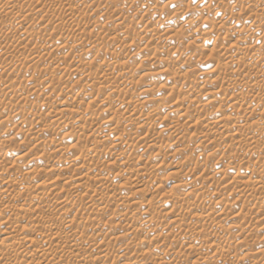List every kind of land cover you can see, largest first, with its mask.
<instances>
[{"label": "rangeland", "instance_id": "rangeland-1", "mask_svg": "<svg viewBox=\"0 0 264 264\" xmlns=\"http://www.w3.org/2000/svg\"><path fill=\"white\" fill-rule=\"evenodd\" d=\"M37 1L0 0V172L10 173L14 181L6 191L9 200L3 201L0 197L4 206L14 196L18 200L20 180L26 184L27 181L51 183L54 193L62 191L61 188L64 191L69 188L73 193L74 185L79 182L76 180L80 179L76 177L85 173L91 164H101L106 172L91 175L90 184L101 189L103 180L110 176L109 179L115 178V189H118L120 179L127 180L132 176L133 167L140 165L145 168L139 177L143 182L117 192L121 200L134 203L129 211L135 216V222L121 216L125 211L122 208L110 210V213L115 210V214L102 216L98 227V224L94 229L88 226L83 232L88 244L78 256L81 260H71V255L77 254L74 247L70 248L73 253L64 254L56 264H169L175 255L182 262L171 264H240L245 258H252L251 264H264V254L259 252L264 249V180L253 185L256 189L258 186L253 192L260 198L251 192L252 186L247 194L241 192L246 197L237 188L249 180L253 171L264 169V116L259 117L264 113V94L259 89L264 86V73L252 76L253 84L240 82L239 88L231 89L230 83L243 80L248 72L243 76L238 66L229 63L241 58L242 47L251 45L264 52V29L261 28L264 2L245 6L244 0H68L63 5L59 3L62 0ZM146 4L152 5L150 10L144 8ZM234 11L246 16L233 17ZM18 25L24 27L21 29ZM204 47L210 54H201ZM156 49L162 54H155ZM59 61L63 64L61 67ZM252 61L250 70L257 73L263 66L257 59ZM81 64L85 69L76 67ZM212 67L214 73L206 76ZM77 68L80 72H75ZM122 70L130 74L117 87L116 75ZM119 89L123 92L122 98L136 101L128 111L114 102ZM190 96L203 98V104L192 105ZM236 97H240L239 105L234 108L230 105ZM256 97L260 98L258 102L254 101ZM173 104L181 111L171 112ZM21 109L26 111L25 116L19 114ZM140 112L153 115L154 120L137 121ZM181 112L202 117L212 115V122L218 125L213 130L209 127L202 130L199 126L194 131L188 126L195 123L183 119ZM110 120L113 122L107 126ZM117 124L122 128L120 135L128 134V140L120 142L118 132L108 130ZM223 125L232 130L222 134L219 129ZM100 130L105 131L103 135ZM201 130L203 137L197 139ZM248 137L251 140H245ZM9 158L15 159L16 167L10 166ZM65 159L69 163L63 165ZM220 163L225 167H218ZM183 173H187L191 184L181 181ZM229 181L232 183L227 185ZM50 192L33 194L27 203L42 206V199L48 198ZM84 193L87 200L94 199L93 192ZM160 196L174 199L172 205L157 207L154 199ZM74 198L71 195L67 205L69 211L72 209L70 215L57 218L54 228L64 229L67 220L72 218L80 221V217H86L92 222L97 219L95 205L73 206ZM255 198L262 200L257 202ZM22 201L0 215V250L12 251L16 247L15 259L14 255L10 262L0 259V264H34L42 259L31 249L42 245L41 235H48L49 228L33 231L38 221L25 218L20 209ZM149 204L154 214L152 224L145 221L150 216L142 213ZM231 210L233 213L226 216ZM240 212L248 215L246 220L242 214L249 224L244 223L248 227L244 230ZM251 215L253 218L249 220ZM201 216L206 217L205 227L194 239L183 243L180 237L184 234L180 237L177 234L186 233V226L199 221ZM130 222L133 224L128 225ZM19 223L20 227L26 226L30 233L39 235V240L35 236L36 241L29 238L33 243L30 241L31 248L26 251L17 247L25 239L14 243L5 239V225ZM124 225L125 230L132 231L124 232ZM83 227L77 224L74 229L80 233ZM202 238L216 242L225 251L208 248L203 257L197 258L192 250L200 248ZM101 244L105 245L103 251H99Z\"/></svg>", "mask_w": 264, "mask_h": 264}, {"label": "bare ground", "instance_id": "bare-ground-1", "mask_svg": "<svg viewBox=\"0 0 264 264\" xmlns=\"http://www.w3.org/2000/svg\"><path fill=\"white\" fill-rule=\"evenodd\" d=\"M39 2H40V0H38ZM37 1V2H38ZM74 1V0H73ZM109 1V0H108ZM214 1V0H213ZM219 1V0H218ZM232 1V0H231ZM230 1V2H231ZM255 1H263L264 2V0H244L243 2L244 3H246L245 4V6L246 5H249L250 3H251V6L254 4V2ZM7 2V1H6ZM68 2V0H62V1H59V3H60V5L62 4H68L67 3ZM70 2H72V1H70ZM84 2V1H83ZM215 2V1H214ZM252 2H253V4H252ZM9 3V2H8ZM12 3H14V2H12ZM42 3H44V2H42ZM42 3H39L40 5H42ZM58 3V4H59ZM113 3H114V1H113ZM2 4V3H1ZM4 5L6 4L5 2L3 3ZM24 4V3H23ZM45 4V3H44ZM43 4V5H44ZM215 4V3H214ZM229 4V3H228ZM262 4V3H261ZM11 5V4H10ZM9 5V6H10ZM13 5V4H12ZM15 5V4H14ZM14 5L12 6V7H14ZM146 5H148V6H145L144 8L145 9H147V10H150L151 9V6L152 5H149V4H146ZM3 6V5H2ZM36 6H38V5H36ZM36 6H34V7H36ZM55 6V5H54ZM58 6V5H57ZM93 6V5H92ZM91 6V7H92ZM114 6H116V5H114ZM250 6V7H251ZM255 6V5H254ZM33 7V8H34ZM39 7V6H38ZM40 7H42V6H40ZM61 7V6H60ZM70 7H71V5H70ZM89 7V6H88ZM17 8V7H16ZM21 8V7H20ZM30 8V7H29ZM37 8V7H36ZM64 8V7H63ZM62 8V9H63ZM155 8V7H154ZM158 8V7H157ZM0 9H1V5H0ZM2 9H3V7H2ZM6 9V8H5ZM23 9V8H22ZM25 9V8H24ZM23 9V10H24ZM31 9H32V7H31ZM38 9V8H37ZM41 9V8H40ZM43 9V8H42ZM42 9H41V11H42ZM71 9V8H70ZM69 9V10H70ZM90 9V8H89ZM156 9V8H155ZM243 9V8H242ZM247 9H248V7H247ZM8 10V9H7ZM7 10H5V11H7ZM28 10V9H27ZM26 10V11H27ZM35 10V9H34ZM44 10V9H43ZM57 10V9H56ZM249 10H250V8H249ZM1 11V10H0ZM10 11V10H9ZM18 11V10H17ZM35 11H37V10H35ZM39 11V10H38ZM71 11H72V9H71ZM86 11V10H85ZM142 11V10H141ZM251 11V10H250ZM11 12V11H10ZM27 12H29V11H27ZM26 12V13H27ZM95 12V11H94ZM245 12V11H244ZM8 13V12H7ZM12 13H14V12H12ZM25 13V12H24ZM100 13V12H99ZM153 13V12H152ZM232 13H234L232 16L234 17V16H236L237 18H242V16L243 17H245L244 16V14H243V12H242V16H241V14H238L237 12L235 13V11L234 12H232ZM250 14L252 13V12H249ZM248 13V14H249ZM1 14V13H0ZM10 14V13H9ZM21 14V13H20ZM247 14V15H248ZM23 15V14H22ZM26 15V14H25ZM73 15V14H72ZM89 15V14H88ZM150 15V14H149ZM1 16V15H0ZM5 16V15H4ZM7 16V15H6ZM10 15H8V17H9ZM12 16V15H11ZM18 16V15H17ZM85 16V15H84ZM97 16H99L98 15V13H97ZM254 16V15H253ZM21 17H23V16H21ZM26 17V16H25ZM24 17V18H25ZM91 17V16H90ZM96 17V16H95ZM146 17V16H145ZM151 17V16H150ZM73 18V17H72ZM89 18V17H88ZM122 18V17H121ZM155 18V17H154ZM18 19V18H17ZM21 19V18H20ZM19 19V20H20ZM83 19V18H82ZM91 19V18H90ZM95 19V18H94ZM234 19V18H233ZM19 20H18V22H19ZM88 20V19H87ZM24 21V20H23ZM26 21V20H25ZM24 21V22H25ZM143 21V20H142ZM147 22V21H146ZM22 23V22H21ZM20 23V24H21ZM26 23V22H25ZM224 23V22H223ZM28 24V23H27ZM31 24V23H30ZM49 24V23H48ZM122 24V23H121ZM22 25V24H21ZM34 25V24H33ZM39 25V24H38ZM261 25V24H260ZM19 26V25H18ZM27 26V25H26ZM25 26V28L24 29H28L29 28V25H28V28ZM36 26V25H35ZM46 25H44L43 27H45ZM48 26V25H47ZM19 27H21V26H19ZM22 27H24V26H22ZM22 27H21V29H22ZM37 27V26H36ZM36 27H34V28H36ZM53 27V26H52ZM77 27H79V26H77ZM221 27V26H220ZM259 27V26H258ZM18 28V27H17ZM31 28H33V26H31ZM42 28V27H41ZM41 28H40V30H41ZM56 28V27H55ZM158 28V27H157ZM261 28L262 29H264V25L262 24L261 25ZM20 29V28H19ZM43 29H45V28H43ZM155 29V28H154ZM225 29V28H224ZM259 30H261V29H259ZM165 31V30H164ZM229 31V30H228ZM26 32V31H25ZM79 32V31H78ZM154 32V31H153ZM152 32V33H153ZM259 32V31H258ZM208 33V32H207ZM161 34H162V32H161ZM206 34V33H205ZM211 34V33H210ZM217 34V33H216ZM222 34V33H221ZM229 35V34H228ZM250 35V34H249ZM256 35V34H255ZM212 36V35H211ZM153 37V36H152ZM167 37V36H166ZM231 37V36H230ZM246 37V36H245ZM260 37V36H259ZM140 38V37H139ZM161 38V37H160ZM194 38V37H193ZM154 39V38H153ZM227 39V38H226ZM249 39V38H248ZM97 40H99V39H97ZM164 40V39H163ZM228 40H232V39H230V38H228ZM14 41V40H13ZM102 41V40H101ZM161 41H162V39H161ZM97 42V41H96ZM152 42V41H151ZM154 42V41H153ZM232 42V41H231ZM98 43H100V42H98ZM161 43V42H160ZM230 43V42H229ZM252 43V42H251ZM262 44V43H261ZM152 45V44H151ZM236 45V44H235ZM249 45V44H248ZM253 45V44H252ZM241 46V45H240ZM244 46V45H243ZM255 46V45H254ZM155 47V46H154ZM239 47V46H238ZM237 47V48H238ZM259 47V46H258ZM230 48V47H229ZM233 48H234V45H233ZM241 48V47H240ZM261 48V47H260ZM262 49V48H261ZM211 50V49H210ZM234 50V49H233ZM237 50V49H236ZM242 56H241V54H239L240 56H241V58L239 57V59H235V60H228L229 61V63L231 64V65H235V66H238V67H236L238 70L240 69L241 70V72H239V74H243V76H244V74L246 73V72H248L247 74H246V77L248 78L247 80H249L248 82L247 81H245L246 80V77L243 79V80H241V81H235L236 83H230V87H231V89H234L235 87H238V85L239 84H241L240 82H242V83H252V81H254L253 79H252V76L253 77H258L259 76V74L260 75H262V73H264V52H259L255 47H253V46H246V47H242ZM212 52V51H211ZM206 53H208V49H206L205 47L201 50V54H203V55H205ZM155 54H158V55H161L162 54V52L161 51H158L157 49H156V52H155ZM208 54H210V53H208ZM207 54V55H208ZM201 56V55H200ZM236 56V55H235ZM229 58V57H228ZM231 59V58H230ZM254 59H257V62H259L262 66V69L260 70V71H258L257 73H255L256 72V70H255V72L254 71H252V69L250 70V66H251V61L252 60H254ZM218 61V60H217ZM216 61V62H217ZM87 62V61H86ZM219 62V61H218ZM221 62V61H220ZM253 62V61H252ZM256 61H254V63H255ZM62 63V61H59V63H58V66L59 67H61L63 64H61ZM85 63V62H84ZM87 64V63H86ZM79 65H80V63H79ZM79 65H77L76 67H78L79 69L81 68V69H85V67H84V64L82 65V66H79ZM88 65V64H87ZM91 65V64H90ZM188 65V64H187ZM211 65V64H210ZM213 65V64H212ZM211 65V66H212ZM215 65V64H214ZM217 65V64H216ZM214 67H216V66H214ZM214 67H212L211 69H209V70H211V71H209V72H206V76H212V73H214ZM220 67V66H219ZM251 67H253V66H251ZM76 69L75 70V72L76 71H78V72H80V70L79 69ZM126 68V67H125ZM209 68H210V66H209ZM218 68V67H217ZM229 68V67H228ZM219 69V68H218ZM218 69H216V70H218ZM224 69V68H223ZM254 70V69H253ZM127 71V70H126ZM128 71H130V70H128ZM127 71V72H128ZM228 71H229V69H228ZM83 72V71H82ZM216 73H217V71H216ZM215 73V74H216ZM123 73V70H122V73L121 74H118V75H116V79H115V83H116V85H117V87H121L122 85H123V83H124V77L126 76L127 77V75L128 74H130V73H128L127 75L126 74H124ZM227 75V74H226ZM113 76V75H112ZM219 76V75H218ZM243 76H242V78H243ZM131 77V76H130ZM261 77V76H260ZM113 78V77H112ZM111 77H110V79H112ZM132 78H133V76H132ZM225 78V77H224ZM114 79V78H113ZM112 79V80H113ZM233 80V79H232ZM238 80H240V79H238ZM264 80V79H263ZM36 82V81H35ZM225 82H226V80H225ZM232 82H234V81H232ZM257 82V81H256ZM255 83V82H254ZM88 84V83H87ZM246 84V85H247ZM253 84V83H252ZM258 84V83H257ZM93 85V84H92ZM250 85V84H249ZM262 85V84H261ZM9 86H11V85H9ZM90 86H91V84H90ZM7 87V86H6ZM9 88V87H8ZM239 88V87H238ZM125 89V88H124ZM259 89L261 90V93H263L264 94V86L262 85L261 87H259ZM4 90H6V88L4 89ZM240 91V90H239ZM122 94H123V92L121 91V89H119V91L117 92V94H116V96H114L115 97V99H114V102H115V104L116 105H118L120 108H123V109H125V110H127V109H129V107L132 105V106H135V104L134 103H136V101L134 102L133 100H132V98L130 99V100H132V101H130L129 99H126V98H122ZM217 94V93H216ZM215 94V96L217 97V95ZM223 94H225V93H223ZM262 95V94H261ZM260 97V96H259ZM239 98L240 97H236L235 98V101L233 102V103H231V107L233 106L234 108L236 107L237 108V106L239 105ZM190 101L192 102H190L192 105L195 103V104H200L201 105V103L203 104V98H201V97H198V96H190ZM257 99V100H256ZM249 100V99H248ZM258 100H260V98L258 99L257 97L254 99V101L255 102H258ZM188 102V103H189ZM238 103V105L236 106V104ZM174 105V104H173ZM229 105V104H228ZM196 106V105H195ZM194 106V107H195ZM197 107H198V105H197ZM179 109V111H181L180 110V108H177V107H175V105L174 106H172L171 107V112H177V110ZM247 109V108H246ZM199 110V109H198ZM115 111V110H114ZM117 111V110H116ZM115 111V112H116ZM128 111V110H127ZM245 112H246V110H244ZM248 111V110H247ZM264 111V110H263ZM114 112V113H115ZM125 112V111H124ZM185 112V111H184ZM118 113V112H117ZM141 114H139V116L137 117V121H139V122H141V123H148V122H151V121H153L154 120V116L153 115H151V114H149V113H145V112H140ZM182 113V112H181ZM197 113V112H196ZM238 113V112H237ZM19 114L20 115H23L24 114V116L27 114L26 113V111L24 110V109H21L20 110V112H19ZM121 114V113H120ZM122 114H123V112H122ZM126 114V113H125ZM212 114V113H211ZM129 115V114H128ZM196 115V114H195ZM192 115V114H188L187 112L186 113H182L181 114V116L183 117V119H185V120H187V121H189V122H191L192 124L193 123H195V124H193V126L192 125H189L188 127L190 128V127H192V128H194L193 130L195 131H197V130H199L198 129V127L199 126H201L202 127V130H203V128L204 127H209L208 129H210V130H213V129H215L214 127H216V125H218V124H216V122L214 121V122H212L213 120H214V116H212V115H208L207 114V116H205V117H202V116H200V115ZM203 115V114H202ZM242 116V115H241ZM263 116H264V113H260L259 114V117L262 119L263 118ZM127 117V116H126ZM237 117V116H236ZM247 117V116H246ZM130 118V117H129ZM221 118V117H220ZM6 119V120H5ZM4 119V122L5 123H7V121H8V119L7 118H5ZM219 120V119H218ZM217 120V121H218ZM256 120H258V119H256ZM108 121V120H107ZM106 121V122H107ZM135 121V120H134ZM193 121V122H192ZM196 121V122H195ZM236 121V120H235ZM112 122H113V120H110V122H107V126H108V123H110V124H112ZM256 122V121H255ZM8 123H10V122H8ZM135 123H137V122H135ZM190 124V123H189ZM216 124V125H215ZM226 124V123H225ZM236 124V123H235ZM241 124V123H240ZM229 125V124H228ZM233 125V124H232ZM111 126H113V125H111ZM234 126V125H233ZM180 125H179V127H178V129L176 130V131H179V129H180ZM110 128V127H109ZM108 128V130H113V131H115V132H118V134L120 135V131L122 130V128H119V126H118V124L117 125H115V126H113V127H111L110 129ZM185 128V127H184ZM236 128V127H235ZM201 129V128H200ZM201 130V131H202ZM220 130V132H222V134H227V133H229L232 129H231V127H229V126H226V125H223V127L221 128V129H219ZM104 130H100L99 131V133L100 134H104ZM201 134L203 135V131H202V133H199V136H198V138L197 139H200V138H202L201 137ZM126 136H128V134L126 135ZM126 136H119L118 137V139L117 140H119L120 142H123V141H125V140H128V138L126 137ZM125 139V140H124ZM245 140H247V141H249V140H251L249 137L248 138H246ZM216 144L214 143V145L213 146H215ZM124 151V150H123ZM10 155V154H9ZM11 157V156H10ZM16 157V156H15ZM65 162H63V165H66V164H68L69 162H67V160L65 159L64 160ZM8 162H9V164H10V166L11 165H15V159H13V158H9V160H8ZM7 162V163H8ZM18 163H16V165H17ZM8 165V164H7ZM16 165H15V167H16ZM20 165V164H19ZM9 166V167H10ZM8 167V168H9ZM18 167V166H17ZM218 167H225V165L224 164H222V163H220V164H218ZM227 167H228V165H227ZM229 167H231L230 165H229ZM134 168V170H133V173H132V176H130V177H128V178H126L127 180H123V179H120V182H118L119 184H120V188L118 187V189L119 190H122V189H128V188H130V187H133L134 185H140L142 182H143V180L142 179H140L139 177H140V175L142 174V172L144 171V166H140V165H138V166H136V167H133ZM10 172V171H9ZM98 173V175H99V173H102L103 174V172H106V168H105V166H103V165H99V164H94V165H90V167H88V169L86 170V172L85 173H82V174H80L78 177H76L77 179L78 178H80L79 180H76V181H79V182H77V184L76 185H74L75 186V191H73V193H71V190H68L67 188V191H64V189L63 188H61V190L62 191H60V192H58V193H54V189H53V187H52V185H51V183H41V182H33V181H27V184H26V182L24 181V180H20V181H18V186H19V190H18V194H17V197H18V200L16 199V198H14V197H16V196H14L10 201H9V204L8 205H5L4 206V203H2L1 201V203H0V215H3V213H5V210H6V212H7V209H9V208H13L15 205V203L16 202H19V201H21V200H23L22 201V203H24V204H20L21 205V211L23 212V215L25 214V218H28V219H35V220H37L38 221V223H37V226H36V229L34 228V230L33 231H39V230H42V229H44V230H46L45 228H49V234L48 235H41V236H43L44 237V239H43V241L42 240H39L38 239V236L39 235H35L34 233H30V231H29V229L28 228H26V226H23V227H20L19 225H20V223L19 224H9V225H5L6 227H5V239H7V240H12V242L14 243L15 241H20L21 239H25V242L23 241V243L22 242H20L19 243V246H17V247H19V249L18 250H20V251H24L25 249H27V248H31V245H30V241H32V240H35L34 238H36L35 236H37V239L40 241L39 243H42V245L41 246H34V248L33 249H31V251L34 253V254H36V255H38V256H40L42 259L41 260H37L34 264H56L57 262H58V260L64 255V254H71V253H73L71 250H70V248H74L75 247V249H74V251L76 250L77 252V254H72L71 255V260H73V259H75V260H78V259H80L81 260V258H79L78 256H79V254L81 253V250H82V247H84L86 244H88V242H87V240H85L86 239V237L84 236V233L83 232H85L87 229H88V226H90V227H92V229H94L93 227L95 226V225H97V227L99 226V224L100 223H97L99 220H100V218L102 217V216H106V217H108V216H110V215H113V214H115L114 213V211L113 212H111L110 213V210L112 211L114 208H122V210H125L124 212L121 210V212H123V214L121 215V216H123L124 218H126V219H130V220H132V222H133V220H135V216L134 215H131L130 214V211L129 210H131L130 208H132V206L134 205V203L133 202H131V201H129V200H127V201H125V200H121V198H120V196H119V194L117 193L118 192V189H115V181L113 180V179H115V178H113V179H109V177L110 176H108V178H105L104 180L102 179V178H100V179H102L103 180V182H102V180H101V189H99L98 188V190L97 189H95L96 188V186H95V188L90 184V182H89V180H91L92 179V177H93V174L94 173ZM92 173V174H91ZM27 174H29V172H27ZM189 174V173H188ZM209 174V173H208ZM91 175H92V177H91ZM96 175V174H95ZM72 176V175H71ZM97 176V175H96ZM95 176V177H96ZM206 177H207V174H206ZM75 178V179H76ZM180 178H181V181H184L185 183H186V185L187 184H191V182H188V178H189V176H188V178H187V173L186 174H180ZM187 178V179H186ZM14 179V178H13ZM119 179V178H118ZM15 180H17V179H15ZM55 180V179H54ZM72 180V179H71ZM264 180V169L262 168V169H257V170H255V172L253 171V174L251 175V176H249V180H240V181H243L242 182V185H239L240 187H237V184H236V187L237 188H240L241 190H238V191H240V193L241 192H243V193H246V191L248 190V188L250 189V187L252 186L253 187V185H256V184H259L261 181H263ZM0 181H2L3 182V184L0 186V197L2 198V200L4 201L5 200V198H7L8 199V196L6 195V194H8L9 192H7L6 193V191L9 189V187L12 185V183L14 182H12V175L10 174V173H7V174H3V173H1L0 172ZM56 181H57V179H56ZM65 181V180H64ZM66 181H68V180H66ZM17 182V181H16ZM73 182V181H72ZM75 182V181H74ZM97 182H98V180H97ZM96 182V183H97ZM232 182H233V180H232ZM232 182H230L229 181V183H227V185L229 184L230 185V183H232ZM236 182V181H235ZM68 183V182H67ZM71 183V182H70ZM236 183H238V182H236ZM262 183V182H261ZM55 184H57V183H55L54 182V185ZM234 184V183H233ZM16 185H17V183H16ZM13 186V185H12ZM73 185H72V187H74ZM232 186V185H231ZM262 186V185H261ZM263 186H264V184H263ZM263 186H262V188H263ZM55 187V186H54ZM58 187H61V186H58ZM62 187H63V185H62ZM71 187V186H70ZM100 187V186H99ZM236 187H234V188H236ZM65 188V187H64ZM254 188V187H253ZM261 188V187H260ZM6 189V190H5ZM56 189V188H55ZM59 189V188H58ZM65 189V190H66ZM254 189H256V188H254ZM252 190L251 192L253 193V194H255L253 191H257L258 190V186H257V189L256 190ZM54 190V191H53ZM260 190V189H259ZM262 190V189H261ZM47 191H51L50 192V194L48 195V198H46V199H42V202L41 203H43V205L42 206H39V205H33V204H31V203H27V201L30 199V197L33 195V194H40V193H44V192H47ZM57 191H59V190H56V192ZM84 191L85 192H87L88 193V195L91 193V192H93L94 193V199H91V200H87V197H86V195H85V193H84ZM263 191V190H262ZM15 192V191H14ZM17 192V191H16ZM90 192V193H89ZM249 193V191H248V193L249 194H252V193ZM259 193L261 192V191H258ZM264 192V191H263ZM71 193V194H70ZM120 193V192H119ZM242 194V193H241ZM247 194V193H246ZM249 194L247 195V196H249ZM257 194V193H256ZM255 194V195H256ZM12 195H13V193H12ZM16 195V194H15ZM71 195H73V197H75L76 198V201H75V198H74V202H72V204H73V206H81L82 208H84V207H92V206H94L95 205V208H96V211H95V214L97 215V216H94V218L95 217H97V219H95L94 220V222H92V220H90L89 218H83V217H80V219H82V220H80V221H78V220H74V218H70L71 220H67V222L68 223H66L67 224V226H65L64 227V229H56V228H54V225L56 224V222H57V218H60V217H67L68 215H70L69 213H70V211L72 210L71 208L73 207L72 206V204L70 205V206H72L70 209V211L67 209V205H68V203H69V198H70V196ZM240 195V194H239ZM243 196H245V194H242ZM260 195V194H259ZM261 195L263 196V194H262V192H261ZM252 196V195H251ZM257 197H258V194L256 195ZM9 197H10V195H9ZM12 197V196H11ZM91 197V196H90ZM246 197V196H245ZM250 197V196H249ZM255 197V196H254ZM45 198V197H44ZM223 198V197H222ZM221 198V199H222ZM239 198L241 199V195L239 196ZM248 198V197H247ZM246 198V199H247ZM258 198H260V197H258ZM257 198V199H258ZM261 198H263V197H261ZM157 199V200H156ZM156 199H154L155 201H156V206L157 207H169V206H171L172 205V203H173V201H174V199H170V198H168V197H164V196H160V197H156ZM224 199H225V197H224ZM256 199V198H255ZM257 199H256V201H257ZM9 200V199H8ZM8 200H7V202H8ZM71 200H73V199H71ZM243 200V199H242ZM251 200V199H250ZM261 200L262 199H260V201L259 202H261ZM255 201V202H256ZM257 201V202H258ZM6 202V203H7ZM254 202V201H253ZM39 203H40V201H39ZM41 205V204H40ZM53 205H56V206H53ZM69 206V205H68ZM147 207L145 208H143L144 209V211L142 212L143 214H146V215H148V216H150V218L149 219H147V220H145V221H148V222H150L151 224L153 223L152 221H153V218H154V214H153V209H152V206L149 204V206L148 205H146ZM134 207V206H133ZM67 209L66 211L64 210V209ZM74 208V207H73ZM94 208V207H93ZM95 208H94V210H95ZM16 209V208H15ZM17 209H19V208H17ZM136 209V208H135ZM263 210H264V208H263ZM263 210H262V212H263ZM46 211H48V212H46ZM62 211H65V212H62ZM10 212H12V209H11V211ZM13 212H14V209H13ZM15 212H16V210H15ZM18 212V211H17ZM229 213H227V214H225L226 216H228L230 213H233V210H231V211H228ZM19 213V212H18ZM72 213V212H71ZM223 213V212H222ZM241 213V212H240ZM255 213V212H254ZM253 213V214H254ZM261 213V212H260ZM120 214V213H119ZM140 214V213H139ZM239 214V213H238ZM242 214H244L245 216H246V213H241L240 214V216L242 215ZM22 215V214H21ZM231 215V214H230ZM254 215H256V213L254 214ZM264 214H262V216H263ZM92 216V215H91ZM115 216V215H114ZM239 216V215H238ZM252 216V215H251ZM249 217V220H251L252 218H253V216L252 217ZM257 216V215H256ZM261 216V215H260ZM24 217V216H23ZM65 217V218H66ZM88 217H89V215H88ZM113 217V216H112ZM119 217V216H118ZM199 217V216H198ZM242 218H243V215L241 216ZM241 217H239V219L241 218ZM255 217V216H254ZM92 218V217H91ZM93 218V219H94ZM141 218H142V216H141ZM200 218H201V220H200ZM199 218V221H196V222H193L192 224H189V225H187L186 226V233H179V234H177V235H179V237H180V234H184L182 237H180V240H182L183 241V243H187V241H189V240H192V239H194L199 233H200V231H202V229L205 227V223L203 222V220L206 222V220H205V216H201ZM246 218H248V215L245 217V219ZM262 218H264V217H262ZM79 219V218H78ZM137 219H138V217H137ZM136 219V220H137ZM143 219V218H142ZM195 219H196V217H195ZM34 220V221H35ZM106 220V219H105ZM247 220V219H246ZM263 220V219H262ZM91 221V222H90ZM96 221V222H95ZM104 221V220H103ZM32 222V221H31ZM66 222V221H65ZM82 222V223H81ZM132 222H130L128 225H130ZM135 222V221H134ZM133 222V223H134ZM250 222V221H249ZM36 223H34L33 222V224H36ZM102 223V222H101ZM132 223V224H133ZM241 223H243L242 225H243V230L244 229H247L248 227H247V225L246 224H248V222H246V221H244V218L241 220ZM241 223L239 222L238 224L240 225V227H241ZM244 223H246V224H244ZM64 224V223H63ZM77 224L78 225H84V229H82L83 231L82 232H80L79 233V231H78V233H77V230H75L74 229V227H76L77 226ZM131 224V225H132ZM161 224V223H160ZM164 223L162 222V225H163ZM250 224H252V223H250ZM57 225V224H56ZM65 225V224H64ZM92 225V226H91ZM102 225H103V223H102ZM102 225H101V227H102ZM109 225V224H108ZM127 225V224H126ZM249 225V224H248ZM35 226V225H34ZM137 226V225H136ZM56 227V226H55ZM58 227H59V225H58ZM128 227V226H127ZM246 227V228H245ZM251 227V226H250ZM50 228H51V231H50ZM100 228V227H99ZM123 228V227H122ZM134 228V227H133ZM133 228H130V229H133ZM223 228V227H222ZM221 228V229H222ZM242 228V227H241ZM113 229V228H112ZM138 229V228H137ZM75 230V231H74ZM136 230V229H135ZM242 230V229H241ZM252 230V229H251ZM253 230H254V228H253ZM48 231V230H47ZM111 231V230H110ZM114 231V230H113ZM112 231V232H113ZM130 231H132V230H130ZM130 231H129V229L128 228H126V230H125V225H124V232H126V233H130ZM137 231V230H136ZM249 231H250V228H249ZM111 233V232H110ZM115 233V232H114ZM123 233V232H122ZM135 233V232H134ZM250 233V232H249ZM252 233H253V231L251 232V235H252ZM137 234V233H136ZM135 234V235H136ZM134 235V236H135ZM118 236V235H117ZM133 236V235H132ZM42 237V238H43ZM116 237V236H115ZM114 237V238H115ZM250 237H252V236H250ZM29 238H33L32 240H29ZM120 238V237H119ZM27 239V240H26ZM116 239V238H115ZM139 239V238H138ZM177 239L179 240V238H178V236H177ZM36 241V240H35ZM133 241V240H132ZM148 241V240H147ZM135 241H133V243H134ZM141 242V241H140ZM22 243V244H21ZM32 243H33V241H32ZM36 243V242H35ZM20 244H21V246H20ZM37 244H38V242H37ZM57 245L56 247H53V245ZM62 244V245H61ZM135 244H137V243H135ZM145 244V243H144ZM147 244V243H146ZM219 244V243H218ZM34 245V244H33ZM61 245V246H60ZM80 245H82V246H80ZM107 246V245H106ZM135 246V245H134ZM198 247H199V245H198ZM223 247V246H222ZM15 248L16 247H14L13 249H12V251H9L8 249H6V250H4V249H2L1 248V250H0V259H3L4 261L5 260H8L9 261V259H11L12 257H13V255H14V259H15V254H13V252L15 251ZM105 248V245H103V244H101V246H100V249H99V251H103V250H105L104 249ZM208 248H210V250H211V248L212 249H214L216 252H219L220 250H221V247L220 246H218L217 244H216V242H214V241H212V240H210V239H208V238H202L201 239V241H200V248H197V249H195V251L194 250H192L193 252H194V254H196V257L198 258L200 255L203 257V254L204 253H206L205 251L208 249ZM26 251V250H25ZM83 251H86V249H83ZM82 251V252H83ZM191 251V250H190ZM222 251V250H221ZM225 251V250H224ZM224 251H222V252H224ZM18 252V251H17ZM147 252V251H146ZM149 252V251H148ZM196 252V253H195ZM259 252H262V254H264V249H263V251H259ZM16 253V252H15ZM19 253V252H18ZM152 253V252H151ZM150 253V254H151ZM221 253V252H220ZM227 253V252H226ZM91 254V253H90ZM153 254V253H152ZM168 255H169V252L167 253ZM190 254H191V252H190ZM221 254H223V253H221ZM229 254V253H228ZM258 254V253H257ZM82 255V254H81ZM147 255V254H146ZM227 255V254H226ZM84 256V255H83ZM106 256V255H105ZM148 256V255H147ZM171 256V255H170ZM200 256V257H201ZM81 257V256H80ZM151 257V256H150ZM149 257V258H150ZM153 257V256H152ZM195 257V256H194ZM260 257H261V254H260ZM263 257V256H262ZM12 258V259H13ZM16 259H17V257H16ZM83 259V258H82ZM146 258L144 257L143 259H142V261L145 263V260ZM196 259V258H195ZM255 259H259L257 256H255ZM74 260V261H75ZM147 260H148V258H147ZM171 262L169 263V264H171V263H181L182 262V259L179 257V256H174L173 257V259H172V257H171ZM227 260V259H226ZM231 260V259H230ZM251 260H253L252 258H248V259H246L245 258V262L244 263H240V264H251ZM22 261V260H21ZM86 261V260H85ZM151 261V260H150ZM229 261V260H228ZM10 262V261H9ZM230 262V261H229ZM242 262V261H241ZM7 263V262H6ZM22 263V262H21ZM27 263V262H26ZM116 263V262H115ZM231 263V262H230ZM257 263V262H256ZM28 264V263H27ZM87 264V263H86ZM238 264V263H237Z\"/></svg>", "mask_w": 264, "mask_h": 264}]
</instances>
